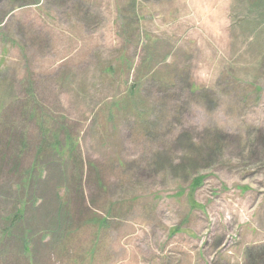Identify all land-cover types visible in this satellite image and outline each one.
Instances as JSON below:
<instances>
[{"label":"rangeland","instance_id":"rangeland-1","mask_svg":"<svg viewBox=\"0 0 264 264\" xmlns=\"http://www.w3.org/2000/svg\"><path fill=\"white\" fill-rule=\"evenodd\" d=\"M0 264H264V0H0Z\"/></svg>","mask_w":264,"mask_h":264},{"label":"trees","instance_id":"trees-1","mask_svg":"<svg viewBox=\"0 0 264 264\" xmlns=\"http://www.w3.org/2000/svg\"><path fill=\"white\" fill-rule=\"evenodd\" d=\"M27 250V249H26Z\"/></svg>","mask_w":264,"mask_h":264}]
</instances>
